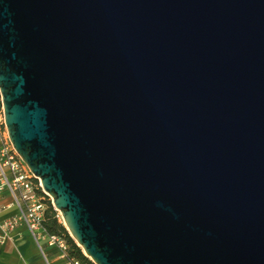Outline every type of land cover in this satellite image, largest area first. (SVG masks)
Returning <instances> with one entry per match:
<instances>
[{"label": "water", "instance_id": "obj_1", "mask_svg": "<svg viewBox=\"0 0 264 264\" xmlns=\"http://www.w3.org/2000/svg\"><path fill=\"white\" fill-rule=\"evenodd\" d=\"M0 94L95 264H264V0H0Z\"/></svg>", "mask_w": 264, "mask_h": 264}, {"label": "built area", "instance_id": "obj_2", "mask_svg": "<svg viewBox=\"0 0 264 264\" xmlns=\"http://www.w3.org/2000/svg\"><path fill=\"white\" fill-rule=\"evenodd\" d=\"M3 190L9 191L18 212L1 223L5 235L0 236V240L10 237L11 230L23 226L28 228L42 250L46 241L70 264H80L76 259H69L68 242L59 235H50L43 225L48 201L52 202V198L43 188L41 179L31 172L12 144L0 94V191Z\"/></svg>", "mask_w": 264, "mask_h": 264}, {"label": "crops", "instance_id": "obj_3", "mask_svg": "<svg viewBox=\"0 0 264 264\" xmlns=\"http://www.w3.org/2000/svg\"><path fill=\"white\" fill-rule=\"evenodd\" d=\"M8 190L0 191V236L5 235L1 223L17 214ZM57 252L54 255V252ZM53 254V255H52ZM51 256V260L49 259ZM0 264H70L59 251L43 242V250L28 228L20 226L10 231V237L0 240Z\"/></svg>", "mask_w": 264, "mask_h": 264}, {"label": "trees", "instance_id": "obj_4", "mask_svg": "<svg viewBox=\"0 0 264 264\" xmlns=\"http://www.w3.org/2000/svg\"><path fill=\"white\" fill-rule=\"evenodd\" d=\"M49 207L46 211V217L43 225L50 235H59L63 237L69 245L68 256L69 259H76L80 264H95L89 257L85 255L83 249L77 244V242L70 235L68 229L60 221L58 210L55 209L51 200L48 201Z\"/></svg>", "mask_w": 264, "mask_h": 264}, {"label": "rangeland", "instance_id": "obj_5", "mask_svg": "<svg viewBox=\"0 0 264 264\" xmlns=\"http://www.w3.org/2000/svg\"><path fill=\"white\" fill-rule=\"evenodd\" d=\"M58 212H59V211H58ZM59 215H60V217H61V218H60V221L63 222V224H64V219H63V217H62V215H61L60 212H59ZM53 254L56 255L57 252L55 251ZM53 254H52V255H53ZM49 259L51 260V256H50V255H49Z\"/></svg>", "mask_w": 264, "mask_h": 264}]
</instances>
